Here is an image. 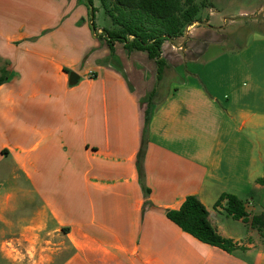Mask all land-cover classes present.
<instances>
[{"label": "crops", "instance_id": "crops-1", "mask_svg": "<svg viewBox=\"0 0 264 264\" xmlns=\"http://www.w3.org/2000/svg\"><path fill=\"white\" fill-rule=\"evenodd\" d=\"M216 1L163 42L159 77L56 0H0V264H264V227L216 206L233 193L264 214V30L232 45L228 27L264 3ZM190 195L238 248L167 216Z\"/></svg>", "mask_w": 264, "mask_h": 264}, {"label": "trees", "instance_id": "trees-1", "mask_svg": "<svg viewBox=\"0 0 264 264\" xmlns=\"http://www.w3.org/2000/svg\"><path fill=\"white\" fill-rule=\"evenodd\" d=\"M92 9L94 0H87ZM106 13L116 25L115 29H104L103 35L113 48L115 41L124 42L129 50H146L158 64L159 77L163 74L166 61L162 56V44L166 39L181 36L186 28L199 18L201 9L211 0H100ZM96 31L95 22L92 21ZM99 35V36H100ZM3 78L0 77V82ZM150 109L146 111V127ZM264 185V175L258 178ZM226 200V212L253 227H264V214L252 216L246 210L244 201L233 193H223L216 206ZM167 216L184 231L202 242L232 252L239 246L231 238L224 237L213 226L210 212L195 195L186 198L179 209L170 210Z\"/></svg>", "mask_w": 264, "mask_h": 264}, {"label": "rangeland", "instance_id": "rangeland-1", "mask_svg": "<svg viewBox=\"0 0 264 264\" xmlns=\"http://www.w3.org/2000/svg\"><path fill=\"white\" fill-rule=\"evenodd\" d=\"M201 1V0H198ZM215 3V8L218 9V7H221L219 3L216 0H211ZM56 2L59 3L58 11L59 14L62 15V19L64 21L71 20L76 22V24H82L83 26H87V28H91L92 33L94 36H98L95 33V30L93 28L92 21L95 22V26L97 30L103 31V28H112L113 27V21L111 17L106 13L105 8L100 0H94V7L96 8L94 13V18L92 15V9L89 5L87 0H56ZM264 3V0H242L241 5L244 7H259ZM211 5V4H208ZM48 8L50 10H56L57 5L56 4H49ZM209 14V9L206 8L202 10L201 16L202 18L206 19ZM231 15V14H228ZM237 19V18H236ZM252 19L256 22H252ZM244 22L246 20V25L242 26V29L235 31L233 29H238L240 24H233L231 26H228L230 30H232L233 37L235 38L230 42L232 45H241L246 42V36L251 31L255 30H264V14L262 12H258L255 17L250 18H244ZM250 20V21H249ZM214 23L217 25L223 24V20L219 18V16H215L213 19ZM205 39L206 37H203ZM217 49H212L210 51V54L215 52ZM38 204L42 203L40 201L37 202ZM30 209V207H28Z\"/></svg>", "mask_w": 264, "mask_h": 264}, {"label": "water", "instance_id": "water-1", "mask_svg": "<svg viewBox=\"0 0 264 264\" xmlns=\"http://www.w3.org/2000/svg\"><path fill=\"white\" fill-rule=\"evenodd\" d=\"M79 77L80 76L76 72L74 71L70 72V84L71 85L76 84L79 80Z\"/></svg>", "mask_w": 264, "mask_h": 264}, {"label": "built area", "instance_id": "built-area-1", "mask_svg": "<svg viewBox=\"0 0 264 264\" xmlns=\"http://www.w3.org/2000/svg\"><path fill=\"white\" fill-rule=\"evenodd\" d=\"M95 33L99 36L100 34H103V31H100V30L96 29Z\"/></svg>", "mask_w": 264, "mask_h": 264}]
</instances>
